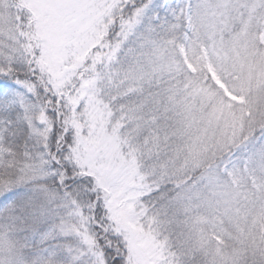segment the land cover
I'll list each match as a JSON object with an SVG mask.
<instances>
[{
  "label": "snow or ice",
  "instance_id": "snow-or-ice-1",
  "mask_svg": "<svg viewBox=\"0 0 264 264\" xmlns=\"http://www.w3.org/2000/svg\"><path fill=\"white\" fill-rule=\"evenodd\" d=\"M0 264H264V0H0Z\"/></svg>",
  "mask_w": 264,
  "mask_h": 264
}]
</instances>
